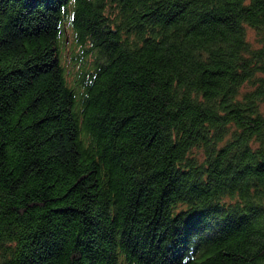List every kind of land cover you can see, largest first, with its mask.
Returning a JSON list of instances; mask_svg holds the SVG:
<instances>
[{
  "label": "trees",
  "instance_id": "1",
  "mask_svg": "<svg viewBox=\"0 0 264 264\" xmlns=\"http://www.w3.org/2000/svg\"><path fill=\"white\" fill-rule=\"evenodd\" d=\"M0 264H264V0H0Z\"/></svg>",
  "mask_w": 264,
  "mask_h": 264
},
{
  "label": "rangeland",
  "instance_id": "2",
  "mask_svg": "<svg viewBox=\"0 0 264 264\" xmlns=\"http://www.w3.org/2000/svg\"><path fill=\"white\" fill-rule=\"evenodd\" d=\"M248 35H249V38L252 40V41H254V37H255V35H254V31L252 30V29H250V28H248ZM66 59L68 60H65L66 61V69H68V79L70 80L71 79V74L70 73H72V71H71V64H70V60H69V57L67 56L66 57Z\"/></svg>",
  "mask_w": 264,
  "mask_h": 264
}]
</instances>
